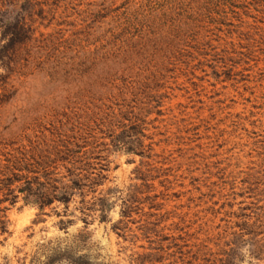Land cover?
Wrapping results in <instances>:
<instances>
[{
    "label": "rangeland",
    "instance_id": "374dc122",
    "mask_svg": "<svg viewBox=\"0 0 264 264\" xmlns=\"http://www.w3.org/2000/svg\"><path fill=\"white\" fill-rule=\"evenodd\" d=\"M33 3L0 151L90 129L111 206L38 212L32 229L56 216L65 235L19 264H264V0ZM30 206L1 203L5 228Z\"/></svg>",
    "mask_w": 264,
    "mask_h": 264
},
{
    "label": "trees",
    "instance_id": "16d2710c",
    "mask_svg": "<svg viewBox=\"0 0 264 264\" xmlns=\"http://www.w3.org/2000/svg\"><path fill=\"white\" fill-rule=\"evenodd\" d=\"M33 6V0H0V67L6 72L0 74L2 92L7 91L10 76L29 62L28 50L24 57L19 52L32 38L29 22ZM0 97L3 101L10 95L0 94ZM69 131L71 134L53 131L50 136L29 139L26 144L11 142L5 151H0V204H14L21 195L25 204L36 206L39 212L52 205H55L51 207L53 210L62 205L63 213H67L69 204L78 197V209L85 216L82 218L85 224L94 211H99L101 221L106 219L111 204L107 198L94 195L106 179L104 166L97 162L99 151L96 150L104 144L96 143L90 129ZM133 135L122 143H137ZM120 140L122 134L117 136V141ZM126 204L124 200L127 209ZM126 209L121 211L123 217L128 216ZM5 231V222L0 220V233Z\"/></svg>",
    "mask_w": 264,
    "mask_h": 264
},
{
    "label": "clouds",
    "instance_id": "9594fccd",
    "mask_svg": "<svg viewBox=\"0 0 264 264\" xmlns=\"http://www.w3.org/2000/svg\"><path fill=\"white\" fill-rule=\"evenodd\" d=\"M2 74V70H0ZM19 207V205H18ZM60 209L57 208V211ZM39 209L36 206L26 207L23 212H11L8 215V223L6 225L7 231L12 235V239L7 243H0V264H19L22 259H30L32 254L36 251L37 244H43L48 240L53 242L57 238H63L64 232L59 231L56 227L57 217L50 216L48 220L40 225L39 229H32L31 225L38 215ZM79 225H76L78 228ZM75 228H70L69 232L75 231ZM34 231L31 240L27 237L29 232ZM98 239V237H94ZM101 243L107 242L101 240ZM122 264H126L122 262Z\"/></svg>",
    "mask_w": 264,
    "mask_h": 264
}]
</instances>
